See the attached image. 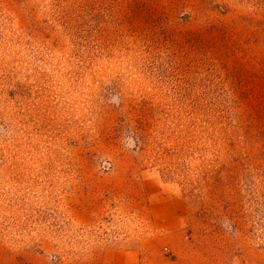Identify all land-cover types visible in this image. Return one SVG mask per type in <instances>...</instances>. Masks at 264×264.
I'll return each mask as SVG.
<instances>
[{
    "label": "rangeland",
    "instance_id": "obj_1",
    "mask_svg": "<svg viewBox=\"0 0 264 264\" xmlns=\"http://www.w3.org/2000/svg\"><path fill=\"white\" fill-rule=\"evenodd\" d=\"M0 264H264V0H0Z\"/></svg>",
    "mask_w": 264,
    "mask_h": 264
}]
</instances>
